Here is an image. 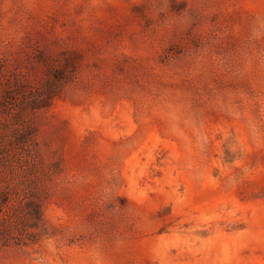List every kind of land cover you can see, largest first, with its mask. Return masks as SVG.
<instances>
[{
    "label": "rangeland",
    "instance_id": "rangeland-1",
    "mask_svg": "<svg viewBox=\"0 0 264 264\" xmlns=\"http://www.w3.org/2000/svg\"><path fill=\"white\" fill-rule=\"evenodd\" d=\"M0 264H264V0H0Z\"/></svg>",
    "mask_w": 264,
    "mask_h": 264
}]
</instances>
